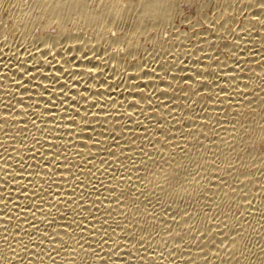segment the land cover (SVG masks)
<instances>
[{
  "label": "bare ground",
  "instance_id": "obj_1",
  "mask_svg": "<svg viewBox=\"0 0 264 264\" xmlns=\"http://www.w3.org/2000/svg\"><path fill=\"white\" fill-rule=\"evenodd\" d=\"M179 2L0 0V264H264V0Z\"/></svg>",
  "mask_w": 264,
  "mask_h": 264
},
{
  "label": "rangeland",
  "instance_id": "obj_2",
  "mask_svg": "<svg viewBox=\"0 0 264 264\" xmlns=\"http://www.w3.org/2000/svg\"><path fill=\"white\" fill-rule=\"evenodd\" d=\"M219 1H220V2H219ZM221 1H222V0H215V1H214V0H211V1H209V2H208V5H204V6H203V7L207 6L206 8L201 7L202 10L199 9V10H201V12L199 13V10H196L197 8H195L194 6H192L191 4H189L188 2L186 3L185 0H180V2H179V6H178V13L176 14V16H175V18H174V22H173V23H175V24L172 23V25H173V26H172V25H170V24H171V23H170V24H169L170 26H165V27H167V31H168L169 28H170V29L172 28V29H171L172 31L169 30V31H168V34H167V32H166V28H165V27H164L165 29H164L163 27L160 28V29H162V30H160V29H159V30H154L155 33L158 34L157 37H160V38H161L162 35L159 36V34H160V33L163 34V33L165 32V33L163 34L164 38L162 37L163 40H162V39H161V40H162L163 42L166 43V42H168L167 39L169 40V39L173 36V34L175 35L176 33H181L180 31H183L182 34H189L190 31H191V29H192L191 27L197 23V19H198V21H200L201 18H202L201 16H203V15L206 16V17L212 16V14L214 13V11H215V9H216V8H215L216 5H217V4H220ZM213 2H214V3H213ZM189 5H190V6H189ZM211 5H212V6H211ZM187 6H188V7H187ZM210 6H211V8H210ZM213 6H214V7H213ZM212 7H213L214 9H213ZM179 8H180L181 10H180ZM206 9H207V10H206ZM211 9H213V11H212ZM243 9H244V10H243ZM243 9H242V8L240 9V10H241V12H240L241 14H240V13H239V14H240L241 16H242L243 14L245 15V14L248 12V7H247V8L244 7ZM210 10H211V11H210ZM240 10H239V11H240ZM179 11H181V12H179ZM197 11H198V12H197ZM202 11H203V12H202ZM204 11H205V13H204ZM209 11H210V12H209ZM179 13H180V14H179ZM203 13H204V14H203ZM206 13H208V14L205 15ZM178 14H179V15H178ZM201 14H203V15H201ZM209 14H210V15H209ZM184 15H185V16H184ZM187 15H188V16H187ZM189 15H190V16H189ZM200 15H201V16H200ZM244 15H243V16H244ZM186 16H187V17H186ZM177 17H178V18H177ZM199 17H200V19H199ZM185 19H187V20H185ZM189 19H191V20H189ZM194 19H195L196 21H195ZM176 21H177V22H176ZM179 21H180V22H179ZM181 21H182V22H181ZM183 21H184V22H183ZM191 21H192V23L195 21V22H194L195 24H191ZM176 23H178V24H176ZM182 24H183V25H182ZM1 25H2V23L0 24V28L3 27V26H1ZM178 25H179V26H178ZM171 26H172V27H171ZM174 26H175V27H174ZM177 26H178V27H177ZM181 26H182V27H181ZM168 27H169V28H168ZM173 28H174V29H173ZM196 28H197V29H200V30L203 29L202 26H201V28H200V27H196ZM181 29H182V30H181ZM178 30H179V32H177ZM184 30H186V32H185ZM189 30H190V31H189ZM192 30H194V29H192ZM154 31H153V32H154ZM156 31H158V32H156ZM162 31H163V32H162ZM169 32H170V33H169ZM172 32H173V34H171ZM184 32H185V33H184ZM170 34H171V36H170ZM183 36H185V35H183ZM16 39H17V37H16ZM16 39L14 38V39L12 40V42H15V43H16V44H15V43H12V44L14 45V46H12V47H19V46H16V45H18V44L21 43V42H20V41H17ZM18 39H19V38H18ZM4 40H7V39H2V41H4ZM15 40H16V41H15ZM0 41H1V40H0ZM2 41H1V42H2ZM7 42H8V41H7ZM17 42H18V43H17ZM3 43L6 44V41H4ZM148 43H149V42H146V44H144V47H143V53H145V52H147V51H149V52H147V53H150V51H152V50H151L152 48H151V46H150ZM5 44H4V45H5ZM12 44L10 43L9 45H12ZM9 45H8V43H7V44H6V47L9 46ZM145 45H146V46H145ZM145 49H148V50H145ZM144 50H145V51H144ZM141 51H142V50H141ZM141 53H142V52H140V54H141ZM143 53H142V54H143ZM259 193H261V192H259ZM262 194H263V195H262ZM258 197H260V198H258ZM262 197H263V198H262ZM256 198H257V199H256L257 201H258V199H259L258 203H260V201H261V202H264V192L261 193V194H258V196H257ZM260 199H261V200H260ZM180 200H181V199H179V202H180ZM256 200H255V201H256ZM183 202H184V204L187 202L185 205H187V204H189L188 206L191 205L190 207H187V209H188L189 211L194 210L195 207H196V204H195L196 202H193V203L191 202V203H190V201H189V202H188V201L185 202L184 200H183ZM183 202H182V200H181V203H183ZM192 204H193V205H192ZM192 206H193V207L195 206V207L192 208ZM189 208H191V210H190ZM249 238H250V239H249ZM249 238H247V241L245 240V243H246V244H245V243H244V244H245L246 246L248 245V246L250 247V246H252V241H251V237H249ZM248 239H249V240H248ZM248 246H247V247H248Z\"/></svg>",
  "mask_w": 264,
  "mask_h": 264
}]
</instances>
